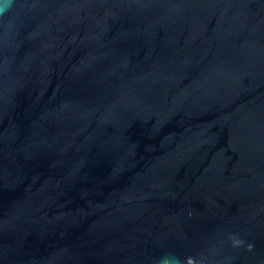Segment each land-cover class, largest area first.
<instances>
[{
    "label": "water",
    "instance_id": "water-1",
    "mask_svg": "<svg viewBox=\"0 0 264 264\" xmlns=\"http://www.w3.org/2000/svg\"><path fill=\"white\" fill-rule=\"evenodd\" d=\"M0 264H264V0H0Z\"/></svg>",
    "mask_w": 264,
    "mask_h": 264
}]
</instances>
